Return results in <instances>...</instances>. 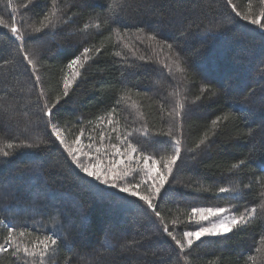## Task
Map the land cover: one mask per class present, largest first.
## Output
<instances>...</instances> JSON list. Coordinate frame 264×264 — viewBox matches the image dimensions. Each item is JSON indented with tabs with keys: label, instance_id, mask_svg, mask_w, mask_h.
<instances>
[{
	"label": "trees",
	"instance_id": "1",
	"mask_svg": "<svg viewBox=\"0 0 264 264\" xmlns=\"http://www.w3.org/2000/svg\"><path fill=\"white\" fill-rule=\"evenodd\" d=\"M113 2L59 0L62 22L42 39H29L25 31L23 51L41 55L36 73L17 51L19 41L0 25V148L10 153L0 154V171L7 174L0 181V242L11 222L26 232L20 241L29 247L45 236L57 239L45 264H264V37L236 17L226 0H124L123 9L115 10ZM232 2L242 15L249 3L258 11V0ZM26 3L11 0L18 8L13 13L9 0H0V17L9 25L15 20L23 31L39 26L52 10L50 0L22 7ZM86 23L100 28L84 30ZM86 47L93 51L81 57V75L53 110L52 121L72 147L79 137L88 154L82 163L110 166L122 158L112 145L123 152V137L132 133L131 142L146 148L162 168L172 154L170 141L179 139L181 155L157 209L169 231L178 239L193 231L191 209L199 207L232 208L237 215L256 207L248 226L204 236L180 252L150 210L128 203L136 198L78 167L50 135L41 108L62 93L64 79L72 75L67 64ZM34 75L41 77L39 84ZM41 88L46 101L37 99ZM180 100L185 107L172 137L158 135L169 131L168 113ZM143 131L148 138L138 134ZM205 137L206 144L196 148ZM34 141L40 146L5 147ZM241 160L245 163L234 168ZM32 162L39 163L36 171ZM220 187L232 191L220 193ZM0 264L20 261L0 254Z\"/></svg>",
	"mask_w": 264,
	"mask_h": 264
},
{
	"label": "snow or ice",
	"instance_id": "2",
	"mask_svg": "<svg viewBox=\"0 0 264 264\" xmlns=\"http://www.w3.org/2000/svg\"><path fill=\"white\" fill-rule=\"evenodd\" d=\"M34 0H27V3L22 5V7H27L29 4H33ZM59 0H50L51 11L43 15V19L40 21L39 26L28 25L22 31L21 26H17V22L13 20V22L9 25L4 21L2 17H0V25H3L8 31L6 35L10 37H15L16 41H19L17 44V51L21 53L23 59L26 61L27 65L31 66L30 71L32 73H36L38 68V62L41 60V55L39 50L33 52L31 57L27 53L23 51L25 46V31L28 32L29 39H42L44 35H47L48 32L45 30H49L55 28L56 25L62 22V18L57 15L59 9L57 8V4ZM227 6L231 9L234 15L244 21H247L249 24L254 25L261 32L262 37H264V0H258L257 7L258 11H254L253 4H248V14H241L240 11L237 10V6L233 4L232 0H226ZM9 7L12 8V12L15 13L18 11L16 6L11 4V0H9ZM113 10L116 8L123 9L124 0H114L113 4L110 6ZM107 21H105L106 23ZM90 27H94L96 29L100 28V24H88L84 25V30L89 29ZM41 34V35H36ZM151 40H155L156 36L153 35L150 37ZM166 43V42H165ZM169 49H172L171 44H167ZM92 48H84L83 52L80 56H76L72 59L68 64L67 68L72 73V79L65 78L63 83V90L60 95L55 96L50 103L45 102L41 111L43 112L46 119V125L50 126L51 132L50 135H54L56 139L64 145L69 155H71L72 160L77 163L78 167L87 174L89 177H93L95 180L102 182L104 185H108L111 188H116L120 193L126 194L128 197L136 198L135 200L128 201L130 204H136L138 207L142 208L145 212L151 211L156 218L161 221L163 225L162 231L167 234L168 237L174 242L175 246L180 250V252H184L186 249H191L192 245L195 241H198L203 236H223L227 233L233 231L234 228L245 227L250 224L253 218L257 214V208H245L243 212L237 214H231L230 219L223 220L221 219L219 222L210 221V217H218L222 214L229 212V208L225 207H216V208H192L191 213L193 215H198L200 221H208L210 226H205L200 224L198 230L196 231H184L182 233V238L178 239L173 232L169 231L168 225L164 223V216L161 215V212L158 211L159 203H162L164 198L168 195V190H164L162 194V189H165V185L168 183L169 176L172 175L173 168L180 158L181 155V141L179 139L171 140L170 143L172 145V154L166 159L163 164V167H158L160 165V160L153 159V156L147 154L146 148H138L137 145L133 144L131 140L128 138L132 135V133H127L123 137V142L125 145V150L121 152L120 148L117 145H112L115 149V154L117 156L122 157L121 159H116L113 163L104 167L100 163H89L87 166L80 161V155L87 156V153H82L79 149L73 148L70 144L66 142V140L61 135V129L58 127L56 123H53L54 119V109L57 108V105L60 104L61 100L64 97L68 96V89L71 86L73 80L76 77L81 75L79 69L83 67V62L81 57L88 58V54L92 52ZM98 53L100 51L99 48L95 49ZM116 55H120V53H116ZM143 59V57H141ZM176 70L182 72L183 69L179 66V63L176 64ZM171 71V69H169ZM34 80L36 84L40 83L41 77L39 75H34ZM174 95H179L175 93ZM38 100L44 99L46 101V97L43 89H39V95L37 97ZM199 99V97H197ZM119 104L120 101H117ZM185 105L182 100L177 102V107L174 108L171 112L168 113L173 124H170V129L167 133H159L158 135H167L168 137H172L173 133L171 131L174 122L180 118L181 113L184 109ZM3 112L6 114L10 113L9 108H4ZM115 112L113 109L109 112V117ZM109 124H112L113 121L110 118L108 120ZM216 123L215 121L213 122ZM112 131H116L115 127L112 128ZM148 138L149 133L147 131H143L138 133ZM83 135V132L80 133ZM104 139L103 133L101 134V140ZM207 137L201 139L199 143L196 145V148H199L201 145L206 144ZM73 144H80L79 137H76L73 141ZM151 141H149V144ZM157 143H161L157 141ZM39 143H23L19 145H14L12 143H7L5 147L7 149H13L14 147H24V148H33L39 147ZM89 148L92 147L91 144L88 145ZM97 152L100 151L99 148L96 149ZM0 154L7 157L10 155L9 151H6L5 148H0ZM125 160L128 163H125ZM143 162V166H140V162ZM135 163L136 167H133ZM245 162L241 160L238 164L234 165V168H239ZM140 173H143V176H140ZM245 187H250V185H245ZM143 189V191H141ZM220 193H227L232 191V189L220 187L218 189ZM140 202H143L142 204ZM264 207V205H262ZM0 223H4V221H0ZM171 223L175 226L177 224V220L173 219ZM7 235L4 237L3 241L0 242V254H9L14 257L16 260L20 261V264H45L46 258L50 257L52 253L56 251L55 246L57 245V239L54 236H45L43 240H40L38 243L33 242L32 246L29 247L25 245L20 238L25 237L26 232L24 230H18L15 225L11 222H8L6 225ZM187 259V257H185ZM251 261H255V257L249 256L248 258Z\"/></svg>",
	"mask_w": 264,
	"mask_h": 264
},
{
	"label": "rangeland",
	"instance_id": "3",
	"mask_svg": "<svg viewBox=\"0 0 264 264\" xmlns=\"http://www.w3.org/2000/svg\"><path fill=\"white\" fill-rule=\"evenodd\" d=\"M69 79H72V75L69 77ZM73 82H74V80H73ZM73 82H72L71 86L73 85ZM71 86L69 87L68 91L70 90ZM73 148H75V147H73ZM76 149H79L82 153H85L84 148L81 147V144H77ZM88 158H89V160L93 159V157H91V156H88ZM80 161L81 162L84 161L82 155H80ZM126 163H128V162L126 161ZM38 164H39L38 162H32L30 165L32 166L31 168L33 170L31 169V171H36V167L38 166ZM87 165L88 164H86L85 166H87ZM133 166H135V165H133ZM31 171H30V173H31ZM6 173H9V172L7 171ZM5 175H7V174H5L3 171H0V181L3 180V177L5 178ZM229 209H230L229 212H226V213L222 214L221 216L210 217V221L219 222L221 219H223V220L230 219V215L234 214V213H233V209L232 208H229ZM194 219H195V222L198 221L199 220V216L198 215H194ZM200 224H203L205 226H210V223L208 221H200L199 223H196L197 226L195 227V229L193 231L198 230Z\"/></svg>",
	"mask_w": 264,
	"mask_h": 264
}]
</instances>
